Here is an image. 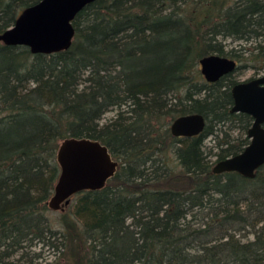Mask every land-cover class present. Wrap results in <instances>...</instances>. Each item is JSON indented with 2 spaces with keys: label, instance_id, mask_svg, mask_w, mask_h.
Here are the masks:
<instances>
[{
  "label": "trees",
  "instance_id": "16d2710c",
  "mask_svg": "<svg viewBox=\"0 0 264 264\" xmlns=\"http://www.w3.org/2000/svg\"><path fill=\"white\" fill-rule=\"evenodd\" d=\"M36 1L0 0V32ZM72 24L63 50L0 42V264H264V164L247 178L208 159L242 151L252 117L230 110L234 71L206 81L198 68L212 52L264 68V0H93ZM190 112L204 129L173 135ZM226 122L239 135L206 152ZM71 136L100 141L117 168L71 196L55 229L56 152Z\"/></svg>",
  "mask_w": 264,
  "mask_h": 264
},
{
  "label": "water",
  "instance_id": "95a60500",
  "mask_svg": "<svg viewBox=\"0 0 264 264\" xmlns=\"http://www.w3.org/2000/svg\"><path fill=\"white\" fill-rule=\"evenodd\" d=\"M92 1L37 0L23 7L13 24L0 32V42L26 45L33 53L66 49L74 37V16ZM198 63L206 81H215L238 65L235 58L215 52L201 56ZM231 96L230 110L246 112L252 117L247 128L249 142L239 153L216 161L212 172L235 171L253 178L264 164V74L236 81L231 86ZM204 126L205 118L199 112L180 114L169 124L176 136L196 135ZM56 157L60 171L48 201L51 208L67 205L76 193L101 188L117 168L108 148L88 137H67L59 144Z\"/></svg>",
  "mask_w": 264,
  "mask_h": 264
},
{
  "label": "rangeland",
  "instance_id": "374dc122",
  "mask_svg": "<svg viewBox=\"0 0 264 264\" xmlns=\"http://www.w3.org/2000/svg\"><path fill=\"white\" fill-rule=\"evenodd\" d=\"M225 44V48H230L231 46H234L235 44L237 45V40L231 39V38H226L224 40ZM251 62V61H250ZM255 62V61H254ZM256 64H258L259 62L256 61ZM199 68V65H198ZM264 74V68H253V67H249V66H245V67H240L236 70H234L233 72V77L237 80H244L247 78H251V77H255L258 75H262ZM116 109H109L108 111H106L103 115L102 120L105 121L107 119H109L110 117L114 116ZM222 130H216L215 133L213 134H209L205 137L204 143H203V148L206 152L212 151V153L216 152L219 149V145H217L218 140H222L223 136H224V131H227L231 137H236L239 135V129L236 126H232L230 127L229 122H226L225 124L220 125ZM208 159H210V161L212 162V166L215 164V159L216 157L213 154H209L208 155ZM67 210V205L62 204L61 207L59 208H50L47 211V216L49 218L50 224L53 228L57 229L60 226V215L63 211ZM249 238L252 237L251 234H249L248 236ZM41 242H37L33 245V251H38L40 253H42V258L43 260H48V261H52L55 257V252L56 250L53 249V247L44 244ZM62 249H60L61 251ZM56 254H59L56 253ZM18 257V254H14L12 255L9 260H13L15 258Z\"/></svg>",
  "mask_w": 264,
  "mask_h": 264
}]
</instances>
